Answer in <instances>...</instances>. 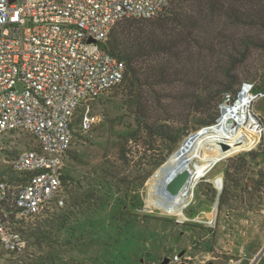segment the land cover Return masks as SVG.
<instances>
[{
  "label": "rangeland",
  "instance_id": "obj_1",
  "mask_svg": "<svg viewBox=\"0 0 264 264\" xmlns=\"http://www.w3.org/2000/svg\"><path fill=\"white\" fill-rule=\"evenodd\" d=\"M118 23L116 27L125 22ZM256 65L261 75L264 63ZM244 81L253 84L254 94L264 92L262 78ZM240 89L234 100L223 97L216 121L224 107L236 102ZM192 90L163 86L160 103L157 94H146L149 120L171 117L174 132L182 125L189 130L169 151L168 143L150 140L140 129L136 101L124 83L93 100L91 130L82 133L76 117L72 144L63 157L66 167L80 172L62 185L64 204L52 203L50 211L20 219L15 227L25 248L17 254L0 247V264H162L175 254L181 260L172 264H247L251 253L264 246V133L253 147L219 161L197 179L183 214L169 215L150 203L149 187L158 170L188 136L208 127L196 121L206 118L214 101L201 106L199 115L188 96ZM252 103L248 110L264 116V97ZM241 119L237 116L242 128L252 131L253 118ZM33 145L25 133L9 135L0 150V176H15L10 160ZM214 204L216 219L209 225L201 222ZM62 208L68 212L62 214ZM257 264H264V253Z\"/></svg>",
  "mask_w": 264,
  "mask_h": 264
},
{
  "label": "built area",
  "instance_id": "obj_2",
  "mask_svg": "<svg viewBox=\"0 0 264 264\" xmlns=\"http://www.w3.org/2000/svg\"><path fill=\"white\" fill-rule=\"evenodd\" d=\"M171 0H0V150L13 133L32 147L10 160L14 177L0 176V247L20 253L26 242L16 223L62 206L63 157L78 117L91 130V102L119 85L126 66L104 47L113 27L165 13ZM91 40V41H89ZM251 102L264 97L242 82ZM248 104V105H249ZM264 133V116L246 110ZM173 255L167 264L179 262ZM236 262V261H235ZM230 262L228 264H236Z\"/></svg>",
  "mask_w": 264,
  "mask_h": 264
},
{
  "label": "trees",
  "instance_id": "obj_3",
  "mask_svg": "<svg viewBox=\"0 0 264 264\" xmlns=\"http://www.w3.org/2000/svg\"><path fill=\"white\" fill-rule=\"evenodd\" d=\"M123 22L113 27L104 47L126 66L121 83L136 101L140 129L148 139L168 143V151L189 130L182 125L174 132L171 117L149 120L147 93L157 94L160 103L163 86L181 84L193 89L188 96L199 115L201 106L214 101L206 118L196 121L210 126L216 122L217 106L224 96L234 100L246 79L264 80V72L259 75L256 65L264 63V58L258 57L264 54V0H171L165 14ZM209 94L212 96L206 101ZM170 98H174L172 93Z\"/></svg>",
  "mask_w": 264,
  "mask_h": 264
},
{
  "label": "bare ground",
  "instance_id": "obj_4",
  "mask_svg": "<svg viewBox=\"0 0 264 264\" xmlns=\"http://www.w3.org/2000/svg\"><path fill=\"white\" fill-rule=\"evenodd\" d=\"M247 100L251 102L250 94L245 89L241 90L235 103L222 107L221 114L214 124L188 136L182 142L151 181V206L169 215L183 214L189 192L197 179L204 177L219 161L253 147L257 142V131L254 130L257 125H254L252 131H246L242 128V123L237 121L239 115L242 119L248 116ZM222 144H227L228 148L224 150ZM192 160L196 161L195 167L191 165ZM181 176H185L184 182L179 181ZM220 178L221 175L218 176V179ZM163 191L169 192V197L166 198ZM216 215L217 204H214L207 213V220L201 222L209 225L216 219Z\"/></svg>",
  "mask_w": 264,
  "mask_h": 264
},
{
  "label": "crops",
  "instance_id": "obj_5",
  "mask_svg": "<svg viewBox=\"0 0 264 264\" xmlns=\"http://www.w3.org/2000/svg\"><path fill=\"white\" fill-rule=\"evenodd\" d=\"M66 158V157H65ZM63 168H62V185H66L67 183V179L74 177V178H78L77 175L80 174V172L77 170V168H72V167H66L65 164V159H64V163H63ZM73 178V179H74ZM76 181V180H75ZM72 184V183H71ZM63 197V196H62ZM52 208L48 209L47 211H50ZM62 214H64L65 212H68V210H65V208H62ZM46 211V212H47ZM57 213V212H56ZM61 215V214H60ZM264 247V246H263ZM263 247L261 248L260 251L258 252H253L251 253V258L249 260V262L247 264H257L258 260L260 259L261 255L264 253L263 251Z\"/></svg>",
  "mask_w": 264,
  "mask_h": 264
},
{
  "label": "water",
  "instance_id": "obj_6",
  "mask_svg": "<svg viewBox=\"0 0 264 264\" xmlns=\"http://www.w3.org/2000/svg\"><path fill=\"white\" fill-rule=\"evenodd\" d=\"M89 41H91V40H89ZM221 147L225 150V149L228 148V145H227V144H222ZM184 180H185V176H181V177L179 178V181H180V182H184ZM168 262H169V258H164V260L162 261V264H167Z\"/></svg>",
  "mask_w": 264,
  "mask_h": 264
}]
</instances>
